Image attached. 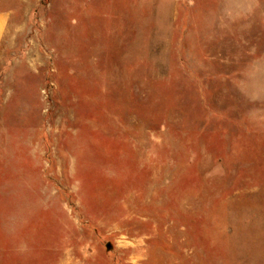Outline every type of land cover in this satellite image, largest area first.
Wrapping results in <instances>:
<instances>
[{"label": "rangeland", "instance_id": "1", "mask_svg": "<svg viewBox=\"0 0 264 264\" xmlns=\"http://www.w3.org/2000/svg\"><path fill=\"white\" fill-rule=\"evenodd\" d=\"M0 4V264H264V0Z\"/></svg>", "mask_w": 264, "mask_h": 264}, {"label": "crops", "instance_id": "2", "mask_svg": "<svg viewBox=\"0 0 264 264\" xmlns=\"http://www.w3.org/2000/svg\"><path fill=\"white\" fill-rule=\"evenodd\" d=\"M11 15V11L0 4V50L8 31Z\"/></svg>", "mask_w": 264, "mask_h": 264}, {"label": "water", "instance_id": "3", "mask_svg": "<svg viewBox=\"0 0 264 264\" xmlns=\"http://www.w3.org/2000/svg\"><path fill=\"white\" fill-rule=\"evenodd\" d=\"M111 247H112L111 244H108V245H107V248H108V249H111Z\"/></svg>", "mask_w": 264, "mask_h": 264}]
</instances>
